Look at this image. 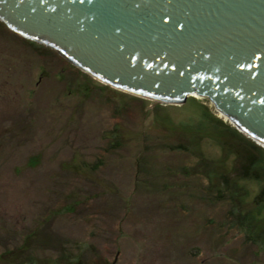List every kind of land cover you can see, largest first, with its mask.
<instances>
[{
  "label": "rangeland",
  "instance_id": "374dc122",
  "mask_svg": "<svg viewBox=\"0 0 264 264\" xmlns=\"http://www.w3.org/2000/svg\"><path fill=\"white\" fill-rule=\"evenodd\" d=\"M263 189L264 143L207 96L115 87L0 18V264H264Z\"/></svg>",
  "mask_w": 264,
  "mask_h": 264
},
{
  "label": "water",
  "instance_id": "95a60500",
  "mask_svg": "<svg viewBox=\"0 0 264 264\" xmlns=\"http://www.w3.org/2000/svg\"><path fill=\"white\" fill-rule=\"evenodd\" d=\"M0 18L115 87L207 96L264 143V0H0Z\"/></svg>",
  "mask_w": 264,
  "mask_h": 264
},
{
  "label": "trees",
  "instance_id": "16d2710c",
  "mask_svg": "<svg viewBox=\"0 0 264 264\" xmlns=\"http://www.w3.org/2000/svg\"><path fill=\"white\" fill-rule=\"evenodd\" d=\"M257 197L260 198L261 201H264V189L259 193V195H258ZM261 201L256 202V203L258 204V203H260Z\"/></svg>",
  "mask_w": 264,
  "mask_h": 264
},
{
  "label": "bare ground",
  "instance_id": "6f19581e",
  "mask_svg": "<svg viewBox=\"0 0 264 264\" xmlns=\"http://www.w3.org/2000/svg\"><path fill=\"white\" fill-rule=\"evenodd\" d=\"M191 94L194 95V96H199V95H198L197 93H195V92H191L190 95H191Z\"/></svg>",
  "mask_w": 264,
  "mask_h": 264
},
{
  "label": "flooded vegetation",
  "instance_id": "af4514ba",
  "mask_svg": "<svg viewBox=\"0 0 264 264\" xmlns=\"http://www.w3.org/2000/svg\"><path fill=\"white\" fill-rule=\"evenodd\" d=\"M16 32V31H15ZM18 33V32H17ZM19 34V33H18ZM21 35V34H20ZM23 36V35H22ZM25 37V36H24ZM36 41V40H35ZM37 42H39V41H37ZM41 43V42H40ZM44 44V43H43ZM51 47V46H50ZM67 59V58H66ZM106 83V82H105Z\"/></svg>",
  "mask_w": 264,
  "mask_h": 264
}]
</instances>
